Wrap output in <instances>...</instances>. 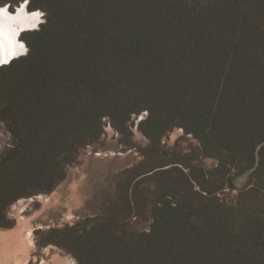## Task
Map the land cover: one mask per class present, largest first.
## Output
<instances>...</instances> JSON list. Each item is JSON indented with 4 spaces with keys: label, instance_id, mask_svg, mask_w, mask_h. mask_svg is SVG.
<instances>
[{
    "label": "trees",
    "instance_id": "1",
    "mask_svg": "<svg viewBox=\"0 0 264 264\" xmlns=\"http://www.w3.org/2000/svg\"><path fill=\"white\" fill-rule=\"evenodd\" d=\"M27 1L45 22L0 69L13 138L0 213L53 192L108 125L136 147L133 121L145 115L143 160L119 175L107 214L50 230L41 246L78 264H264V0ZM176 129L198 152L166 159L161 142ZM145 214L138 232L131 219Z\"/></svg>",
    "mask_w": 264,
    "mask_h": 264
},
{
    "label": "rangeland",
    "instance_id": "2",
    "mask_svg": "<svg viewBox=\"0 0 264 264\" xmlns=\"http://www.w3.org/2000/svg\"><path fill=\"white\" fill-rule=\"evenodd\" d=\"M28 5L25 1L16 6L7 4L4 8L10 14H17L24 7L28 10ZM36 12L42 13L41 23L36 27L40 28L45 22V14ZM144 117L142 115L133 121L131 141L136 147L126 146L124 139L108 125L105 136L98 143L80 151L77 161L67 169V178L53 192L19 199L0 213V231L3 233L0 235V258L10 256L9 264H78L65 248L54 244L41 246V242L50 230L74 227L107 214L119 195V175L143 160L140 149L146 147L148 141L139 132L138 124ZM12 147V135L7 123L0 118V160ZM161 149L167 153L166 159H170L175 153L198 152L200 146L191 135L176 129L162 140ZM204 165L214 168L217 163L206 159ZM247 182V177L239 180V187ZM236 194L237 191L226 190L220 196ZM151 223L148 214L131 219V226L138 232H147Z\"/></svg>",
    "mask_w": 264,
    "mask_h": 264
},
{
    "label": "bare ground",
    "instance_id": "3",
    "mask_svg": "<svg viewBox=\"0 0 264 264\" xmlns=\"http://www.w3.org/2000/svg\"><path fill=\"white\" fill-rule=\"evenodd\" d=\"M0 10H6V11L0 13V48H1V53L4 57V60H9L13 56H18V55H22V54L26 53L27 46H26V44L21 42L20 39L18 40V36L24 30L36 28L41 23L42 13L41 12L30 13L29 11H27V9L25 7L20 9L17 12V14H10L9 11L7 10V8H4V7H0ZM21 10H23V11H21ZM1 234H3V233L0 231V235ZM29 235H30V233H29ZM10 240L11 239L9 238L8 242ZM6 251H7V249H6ZM9 257L10 256H7V255L2 256L0 258V264H9V259H10ZM20 258H19V260H20ZM18 262H20V261H18ZM59 264H61V263H59ZM66 264H72V263L66 262Z\"/></svg>",
    "mask_w": 264,
    "mask_h": 264
},
{
    "label": "water",
    "instance_id": "4",
    "mask_svg": "<svg viewBox=\"0 0 264 264\" xmlns=\"http://www.w3.org/2000/svg\"><path fill=\"white\" fill-rule=\"evenodd\" d=\"M27 11H28V10H27ZM38 29H39V27H38V28H35V29H29V30H24V31H22V32L19 34V36H18V40L21 39V36H22L23 33H25V32H30V31H34V30H38ZM27 53H28V50L26 51L25 54L18 55V56H13V57L10 58L9 60H4V57H3L2 53H1V48H0V69H1L3 66H7V65H9L12 61H14V60H16V59H18V58H20V57L25 56Z\"/></svg>",
    "mask_w": 264,
    "mask_h": 264
},
{
    "label": "snow or ice",
    "instance_id": "5",
    "mask_svg": "<svg viewBox=\"0 0 264 264\" xmlns=\"http://www.w3.org/2000/svg\"><path fill=\"white\" fill-rule=\"evenodd\" d=\"M26 2H27V0H26ZM4 11H6V10H0V13H2V12H4ZM21 11H23V10H21Z\"/></svg>",
    "mask_w": 264,
    "mask_h": 264
}]
</instances>
